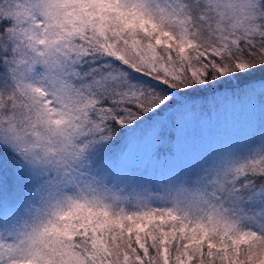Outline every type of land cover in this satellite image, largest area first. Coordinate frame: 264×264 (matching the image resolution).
I'll list each match as a JSON object with an SVG mask.
<instances>
[{
  "label": "snow or ice",
  "instance_id": "6c2138e0",
  "mask_svg": "<svg viewBox=\"0 0 264 264\" xmlns=\"http://www.w3.org/2000/svg\"><path fill=\"white\" fill-rule=\"evenodd\" d=\"M0 264H264V0H0Z\"/></svg>",
  "mask_w": 264,
  "mask_h": 264
},
{
  "label": "rangeland",
  "instance_id": "374dc122",
  "mask_svg": "<svg viewBox=\"0 0 264 264\" xmlns=\"http://www.w3.org/2000/svg\"><path fill=\"white\" fill-rule=\"evenodd\" d=\"M258 118V109L255 113L236 106H228L226 109L221 108L218 112H213L212 125L213 131L223 134L225 131L231 133L243 132L247 124ZM139 155H142L140 153Z\"/></svg>",
  "mask_w": 264,
  "mask_h": 264
}]
</instances>
